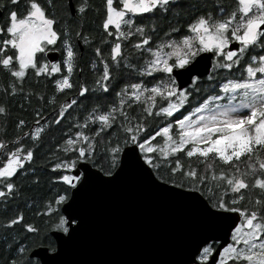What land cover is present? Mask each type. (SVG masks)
I'll return each mask as SVG.
<instances>
[{
  "label": "snow or ice",
  "instance_id": "obj_1",
  "mask_svg": "<svg viewBox=\"0 0 264 264\" xmlns=\"http://www.w3.org/2000/svg\"><path fill=\"white\" fill-rule=\"evenodd\" d=\"M0 9V208L34 204L20 178L39 183L31 165L43 137L68 122L60 154H49L64 187L49 188L32 220L20 208L0 221L4 264H41L36 247L57 254L82 223L70 198L129 163L194 201L206 231H222L194 235L184 264H264V0H103L99 38L84 26L90 0H0ZM81 46L92 51V86L72 81ZM29 76L54 90L8 138L6 98L44 99L25 92Z\"/></svg>",
  "mask_w": 264,
  "mask_h": 264
},
{
  "label": "water",
  "instance_id": "obj_2",
  "mask_svg": "<svg viewBox=\"0 0 264 264\" xmlns=\"http://www.w3.org/2000/svg\"><path fill=\"white\" fill-rule=\"evenodd\" d=\"M89 171L97 169L89 165ZM70 199L81 226L56 245L57 254L34 248L41 264H182L194 235H212L194 201L156 188L132 163L110 183L89 179Z\"/></svg>",
  "mask_w": 264,
  "mask_h": 264
},
{
  "label": "trees",
  "instance_id": "obj_3",
  "mask_svg": "<svg viewBox=\"0 0 264 264\" xmlns=\"http://www.w3.org/2000/svg\"><path fill=\"white\" fill-rule=\"evenodd\" d=\"M58 3V0H55ZM223 3L226 7L232 6L234 0H223ZM90 4L94 7L95 11L88 10L86 14V18L84 21L85 28L99 38L101 34V29L99 28L102 13H103V0H90ZM59 27V25L57 26ZM75 27V25H73ZM82 55L80 60V65L83 68V71L79 73H74L72 77V81L74 84L77 81H83L84 83L92 86L94 75L90 70L89 59L92 56L91 49L85 50L82 46ZM0 82L3 84H7L8 76L6 73L0 72ZM24 89L25 92L29 90H35L37 92H41L44 94V99L41 101L37 97L33 96L30 98V101H25L23 95L9 96L6 98V103L9 107L10 115L7 118V134L8 138H12L17 134V130L15 128V124L18 119L23 118L26 121H32L34 119V109L39 107L41 104H46L48 96L54 90V85L49 81L41 80L39 83L36 82V79L32 76H29L24 81ZM75 88L72 92H75ZM64 95H57V105L64 100ZM2 94H0V100H4ZM95 100L94 97L90 96L89 99L85 102L88 104L93 103ZM50 106L49 110L51 107ZM0 126H3V122L0 121ZM68 126V122L65 121L60 125L59 128H54L48 133H46L43 137L39 150L36 152L35 162L31 165V167L35 170L36 176L39 177V183L33 184L31 181L33 177L30 174H26L21 177L20 180L23 183L22 195L24 197H30L34 204L31 207L25 206L23 202H20V208H22L24 215L27 219L32 220L34 218L33 213L36 210L35 205L42 201L48 194L49 188H63L64 186L58 182H53L52 177L55 175L50 169V163L54 162V159L50 157V152H55L58 155L59 150L55 147V143L59 141L61 133ZM28 143H31L28 141ZM48 162L47 164L45 162ZM20 208L15 207V202L13 205H9L7 210L0 208V221L3 220L4 217L12 215L15 211L20 210ZM36 223H41L39 218H35ZM7 254L4 252L3 246L0 245V264H4V257ZM37 259V258H33Z\"/></svg>",
  "mask_w": 264,
  "mask_h": 264
},
{
  "label": "flooded vegetation",
  "instance_id": "obj_4",
  "mask_svg": "<svg viewBox=\"0 0 264 264\" xmlns=\"http://www.w3.org/2000/svg\"><path fill=\"white\" fill-rule=\"evenodd\" d=\"M2 11V14L0 16V20H3V17H4V10L3 9H0ZM212 235H223L222 231L220 230H215V231H212ZM186 260V258L183 259V263L184 264V261Z\"/></svg>",
  "mask_w": 264,
  "mask_h": 264
}]
</instances>
